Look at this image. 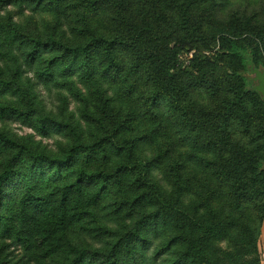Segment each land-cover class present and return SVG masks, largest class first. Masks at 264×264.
Here are the masks:
<instances>
[{"label": "rangeland", "instance_id": "rangeland-1", "mask_svg": "<svg viewBox=\"0 0 264 264\" xmlns=\"http://www.w3.org/2000/svg\"><path fill=\"white\" fill-rule=\"evenodd\" d=\"M196 3L202 18L196 37L174 49L182 36L157 0H95L93 8L81 0H0V130L20 147L59 160L70 157L67 167L61 166L64 174L84 166L113 175L91 217L69 230L72 243L85 252L83 264L114 259L200 264L202 257L211 264H248L256 259L250 245L258 236L264 200L243 197L238 175L244 155L264 152L262 118L254 109L250 122L235 116L240 83L230 80V65L216 55L213 37L249 19L262 30L264 0ZM130 19L154 31L143 42L145 51L175 59V85L183 90L179 97L160 92L155 98L156 68L141 55ZM118 41L123 43L113 49L114 62L108 52L92 60L97 62L92 78L81 66L86 58L73 60L70 52L77 45L110 47ZM37 44L41 53L34 62L28 54ZM61 44L70 50L64 52ZM206 57L216 64L204 61L199 68L197 58ZM55 58L49 76L45 65ZM67 124L76 127L75 134ZM14 153L0 152V165ZM26 158L24 152L15 163L20 171ZM45 168L47 180L52 169ZM21 181L20 175L10 178L6 201L17 197ZM263 228L264 221L259 258ZM4 243L10 264L70 261L66 253L50 261L12 239Z\"/></svg>", "mask_w": 264, "mask_h": 264}, {"label": "trees", "instance_id": "trees-1", "mask_svg": "<svg viewBox=\"0 0 264 264\" xmlns=\"http://www.w3.org/2000/svg\"><path fill=\"white\" fill-rule=\"evenodd\" d=\"M198 1L187 0L185 4H180L179 0H157L159 11L162 14L174 17L177 28L176 35L182 36L179 37V41H176L174 49L177 46H187L189 41L196 37V27L202 21L198 10L199 3H196ZM81 2L88 8H93L95 5V0H81ZM119 6L123 8L124 5ZM143 10L146 11V9ZM129 21L131 26H128L129 30L133 32L134 41L138 43L141 55L152 59L153 63L151 65L156 68L153 70L156 90L158 91L155 98L159 97L160 92L164 95L169 94L173 97H179L183 90L175 85L176 81L173 75L176 67L175 59L164 58L160 52L148 53L145 51L143 42L145 38H152L154 31L146 27L145 22L140 28L136 27L133 20L130 19ZM250 24L249 19L244 22H237L235 26L222 29L214 35L213 42L214 47L217 49L216 55L226 60L230 65V80L233 83H240V90L235 96V100L238 98V104L233 109L235 116L240 117L242 122H250L253 116L249 110L254 109L262 118V125H260L264 135V102L258 93L251 91L253 85L245 77L248 61L245 54L253 57L258 68H264V28L261 30ZM122 43L120 41L118 43L113 42L110 47H102V42L96 44L95 47L93 45H77L70 52L74 55L73 60L79 61L80 55L86 58L84 63L81 62V66L88 77L92 78L91 70L95 71L94 66L97 64V62L92 64V60L96 61V55L100 52L105 55V52H108L110 61L114 62L113 49L120 47ZM39 44L28 54V57L34 62L41 53V49L38 47ZM62 47L64 52L70 50L63 45ZM158 47L159 45H157ZM92 53H94L93 58H91ZM198 59L197 65L199 68L202 67L204 61L212 62L213 60L210 57H206L205 60L198 61ZM57 61L58 58H55L46 62L45 71L49 76H52L51 69L56 68ZM66 128L71 133H76V127L67 124ZM19 147L20 145L15 139L0 130V152L9 153L16 150V153L13 154L14 157L7 159L0 165V264H10V260L4 255L6 246L4 242L9 239L20 243L26 250L38 251L37 257L40 256L45 260L51 261L59 253H66L67 256H70V261L62 264H83L85 252L72 243L69 230L72 226L91 217L93 214L92 209L100 203L109 189L113 175L105 171L88 170L84 166L71 167L68 169V173L64 174L61 166L67 167L70 163V157H67L66 160H59L43 152L32 150L27 146ZM76 150V152L79 151ZM24 152L28 158H26V167L20 171L16 168V165L19 163L18 159H22ZM242 160L245 162L241 165L242 173L238 175L239 182H241L238 190L242 192L243 197L250 198V200H254L259 196V199L264 200V152L258 149L253 150L244 155ZM46 166L52 169L47 180V176H43ZM29 170L32 172V176ZM18 175L22 179L21 184L23 186L20 188L17 197H11L9 201H6L4 186L10 181V178L12 179L13 176ZM49 181H51L50 184H48ZM5 203L8 205L6 206ZM261 212L264 213V201L262 202ZM263 221L264 215L259 228H256L258 236L255 239L249 238L254 239L253 244L250 246L256 259L254 261L250 260L248 264H261L257 238L260 236V227ZM196 253L198 255L201 252L197 251ZM201 260L202 263L200 262V264L212 263L211 260L204 257ZM105 264L120 263L114 259Z\"/></svg>", "mask_w": 264, "mask_h": 264}, {"label": "water", "instance_id": "water-1", "mask_svg": "<svg viewBox=\"0 0 264 264\" xmlns=\"http://www.w3.org/2000/svg\"><path fill=\"white\" fill-rule=\"evenodd\" d=\"M245 58L248 59L246 63L247 75L245 77L253 85L251 91L258 93L264 102V68H258L251 55L246 54Z\"/></svg>", "mask_w": 264, "mask_h": 264}, {"label": "crops", "instance_id": "crops-1", "mask_svg": "<svg viewBox=\"0 0 264 264\" xmlns=\"http://www.w3.org/2000/svg\"><path fill=\"white\" fill-rule=\"evenodd\" d=\"M262 235H263V238H264V228H263V233H262ZM261 242H262V244H263V246H264V240L263 239H261ZM262 256H261V262L263 263L264 262V253H262L261 254Z\"/></svg>", "mask_w": 264, "mask_h": 264}]
</instances>
